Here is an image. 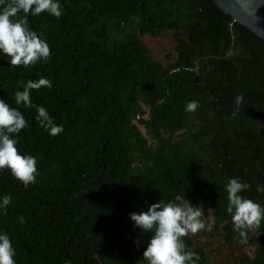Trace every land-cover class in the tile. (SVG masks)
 Returning a JSON list of instances; mask_svg holds the SVG:
<instances>
[{
	"label": "trees",
	"instance_id": "obj_1",
	"mask_svg": "<svg viewBox=\"0 0 264 264\" xmlns=\"http://www.w3.org/2000/svg\"><path fill=\"white\" fill-rule=\"evenodd\" d=\"M59 3V18L28 15L49 45L46 60L25 68L0 55V98L25 117L17 148L36 157L39 173L25 187L0 169V196L12 197L0 230L16 264H145L151 234L128 214L177 195L222 227L226 245L252 247L239 264H264V220L241 238L225 190L240 177L250 185L242 195L264 205V41L213 0ZM166 30L187 39L167 67L141 41ZM41 77L52 87L31 90L30 99L63 126L56 136L39 126L35 108L15 103L23 82ZM192 100L198 107L188 113ZM182 239L208 264L203 247Z\"/></svg>",
	"mask_w": 264,
	"mask_h": 264
},
{
	"label": "clouds",
	"instance_id": "obj_2",
	"mask_svg": "<svg viewBox=\"0 0 264 264\" xmlns=\"http://www.w3.org/2000/svg\"><path fill=\"white\" fill-rule=\"evenodd\" d=\"M59 18L62 14L59 0H0V55L7 57L11 66L35 65L37 61L46 60L50 55L49 45L28 23V15L38 16L42 12ZM23 13L18 19H13ZM42 86L51 89L52 83L47 78L23 82V90L15 92V103L24 107L35 108V119L51 136L63 132V126L54 123L53 118L43 106L34 105L30 99L31 90ZM245 95L237 94L232 103L234 111H239ZM198 107L195 100L185 105V111L194 113ZM27 126V121L15 107H11L0 98V169H8L11 175L25 187L36 181V157L22 154L17 148V134ZM250 185L240 177L230 178L225 185L227 193L226 211L231 215L233 231L246 239V233L259 227L264 220V205L242 195ZM12 202L10 195L0 196V213H6ZM129 219L133 228L142 234H148L143 251L145 264H198L199 255L186 250L182 237L201 230L208 231L211 224L202 219L199 205H191L185 197L177 195L165 202L160 199L146 210L130 212ZM24 223V217L19 218ZM214 223V221H213ZM243 242V240H242ZM16 250L6 231L0 230V264H16Z\"/></svg>",
	"mask_w": 264,
	"mask_h": 264
},
{
	"label": "rangeland",
	"instance_id": "obj_3",
	"mask_svg": "<svg viewBox=\"0 0 264 264\" xmlns=\"http://www.w3.org/2000/svg\"><path fill=\"white\" fill-rule=\"evenodd\" d=\"M186 36L175 31H164L158 37H141L152 56V59L163 64L165 67L174 63L177 59L176 48L180 41H186ZM170 58V59H169ZM206 224H211L210 235L206 236L202 230L196 234L189 233L196 245L206 251L208 264H239L240 259L245 255H253V249L249 244L234 243L228 246L223 241V229L213 223L212 219H206ZM256 234V232H254Z\"/></svg>",
	"mask_w": 264,
	"mask_h": 264
},
{
	"label": "water",
	"instance_id": "obj_4",
	"mask_svg": "<svg viewBox=\"0 0 264 264\" xmlns=\"http://www.w3.org/2000/svg\"><path fill=\"white\" fill-rule=\"evenodd\" d=\"M213 4L264 41V0H213Z\"/></svg>",
	"mask_w": 264,
	"mask_h": 264
},
{
	"label": "flooded vegetation",
	"instance_id": "obj_5",
	"mask_svg": "<svg viewBox=\"0 0 264 264\" xmlns=\"http://www.w3.org/2000/svg\"><path fill=\"white\" fill-rule=\"evenodd\" d=\"M177 54V53H176Z\"/></svg>",
	"mask_w": 264,
	"mask_h": 264
}]
</instances>
